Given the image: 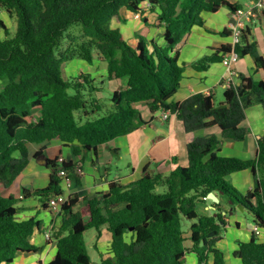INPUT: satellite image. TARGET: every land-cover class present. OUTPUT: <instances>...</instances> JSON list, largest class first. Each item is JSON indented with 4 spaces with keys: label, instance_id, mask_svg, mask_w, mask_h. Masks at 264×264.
Returning <instances> with one entry per match:
<instances>
[{
    "label": "trees",
    "instance_id": "trees-1",
    "mask_svg": "<svg viewBox=\"0 0 264 264\" xmlns=\"http://www.w3.org/2000/svg\"><path fill=\"white\" fill-rule=\"evenodd\" d=\"M145 1L0 0V10L16 22L15 34L9 37L0 21L6 33L0 38V264L12 263L21 252L39 250L30 241L39 222L20 218L18 200L4 196L29 164L28 145L53 139L75 143L74 155L79 158L144 124L134 107L140 102L154 113L160 109L177 113L186 132L219 127L221 137L198 136L189 143L187 166L161 173L148 164L137 181H112L106 192L84 199L70 195L62 207V226L53 236L57 254L50 264H94L84 237L92 229L96 241L104 231L112 237V256L104 258L94 245L99 264H184L190 252L196 254L197 264H225L218 244L224 238L226 218L238 204L264 228V134L255 159L219 154L224 140L246 139L247 108L259 103L264 109V78L257 80L254 74L264 71V57L251 25L234 46L224 44L191 65L205 71L234 51L240 59L253 58L252 75L240 74L239 83L224 91V101L218 105L213 94L204 93L180 104L168 103L178 92L186 67L179 61L177 46L194 26H204V13H217L224 6L235 12L243 6L227 0H152L151 7L160 10L155 26L164 28L167 45L159 47L140 37L133 46L122 34L121 11L143 14ZM73 60L106 64V78L119 83L109 102L97 97L99 89L91 75L62 78V65ZM46 166L52 171L49 185L32 192L43 210L50 208L52 198L64 195L66 180L81 185L76 161L57 157L47 159ZM249 169L254 174L252 197L241 194L227 179ZM211 193L220 202L209 198ZM208 205L214 213L208 212ZM234 256L243 264H264V242L253 234L248 242L239 243Z\"/></svg>",
    "mask_w": 264,
    "mask_h": 264
},
{
    "label": "crops",
    "instance_id": "crops-1",
    "mask_svg": "<svg viewBox=\"0 0 264 264\" xmlns=\"http://www.w3.org/2000/svg\"><path fill=\"white\" fill-rule=\"evenodd\" d=\"M151 1L147 0L141 4L143 14L134 13L127 9L121 11L123 16V21L120 22L122 34L133 46H137L140 37H144L148 43L153 42L159 47L167 45L164 38V28L155 26L160 10L158 7L152 8ZM227 1L231 4H241L243 7L250 2V0H245L244 3H240L239 0ZM203 17L204 26H194L192 31L177 46L180 52L179 61L186 67L181 86L178 92L169 99V104H180L196 93L213 94L216 98L224 97L226 90L224 81L228 77L225 61L211 64L205 71L196 70L191 64L211 55L214 49L224 44H234L231 33L228 35L222 33L224 29L229 30L232 11L229 7H223L214 14L204 13ZM144 18L148 22H145ZM0 21L8 28L7 24L10 25L12 19L6 11L0 10ZM259 22L264 24L263 14L252 25L254 26ZM252 25L253 39L258 43L259 50L264 57V27L259 31L255 30ZM75 63L79 65L78 76L81 73L89 74L96 81L94 85L99 89L98 98L105 101L110 100L113 93L119 89L117 80L106 78V64L97 61L90 64L81 60H76ZM254 65L253 58L247 56L235 62L232 65V70L237 76L240 74L250 76L255 72ZM70 69L72 70L73 67ZM255 76L258 77V80L263 79L264 71L256 72ZM236 80L238 82L239 78L236 77ZM134 107L141 112L145 123L125 136L100 145L97 151L83 152L81 156L83 159L75 157L73 151L75 143L65 144L59 139H53L41 144L28 145L29 164L12 186L6 190L4 196L14 197L18 200L17 207L20 209V218H33L39 222V226L30 237L31 243L37 246L39 250L32 253L21 252L10 264H50L57 254V241L53 236L62 226L63 212L55 213L50 208L43 210L39 199L32 193L37 189L47 187L50 183L52 171L46 166L47 159L60 157L66 162L76 161V172L80 176L81 185L77 186L73 180L69 185L64 183V196L69 198L73 194L84 199L106 192L112 181L121 180L123 184H128L139 180L143 176V168L148 164L153 167V170L161 173H167L178 165L187 166L189 163L187 145L189 143L198 136L215 134L221 137L219 127H212L199 132H186L183 123L172 111L169 112L168 118H165V110L160 109L155 113L151 112L146 102L135 103ZM243 125L248 129L246 139L240 142L224 140L219 148L221 156L237 157L243 160L256 158L258 141L264 134V109L261 104L254 103L247 108ZM115 150L118 152H114ZM174 158L176 161L173 160ZM227 179L244 195L250 193L254 188V174L250 169L235 172ZM25 191H29V193L25 194ZM206 209H212V206L208 205ZM232 216L236 227L231 228V224L228 223L226 226L227 235H231L230 232L235 235L236 246L232 248L230 245L226 246L227 237H224L219 242L218 248L224 253L225 264H241L234 256V252L239 247V241L248 242L251 239L254 225L238 215ZM48 230H52L51 240L46 238ZM111 241V234L107 231H104L98 241L95 239L98 250L104 258L112 256ZM258 241L264 242V235L259 236ZM93 262L99 264V261ZM197 263L196 254L188 253L184 264Z\"/></svg>",
    "mask_w": 264,
    "mask_h": 264
},
{
    "label": "built area",
    "instance_id": "built-area-1",
    "mask_svg": "<svg viewBox=\"0 0 264 264\" xmlns=\"http://www.w3.org/2000/svg\"><path fill=\"white\" fill-rule=\"evenodd\" d=\"M264 11V0H250V2L243 8L236 10L232 13L231 21L229 23V29L231 31L234 45L239 42L241 33L246 29L248 25L253 24ZM239 59L236 52H232L230 56L225 59L228 69V77L224 81V86L226 88L230 87L231 84H236V74L232 70V64ZM170 111L165 112V118H168ZM177 115V113H174ZM64 161L63 159H61ZM62 177H66L67 173L65 171L60 172ZM71 179L66 180V184H70ZM67 202V197L61 195L59 197H54L50 200L49 206L53 212L59 213L62 210L63 205ZM253 233L259 237L264 235V229L255 225ZM52 231L48 230L46 232V238L51 240Z\"/></svg>",
    "mask_w": 264,
    "mask_h": 264
},
{
    "label": "rangeland",
    "instance_id": "rangeland-1",
    "mask_svg": "<svg viewBox=\"0 0 264 264\" xmlns=\"http://www.w3.org/2000/svg\"><path fill=\"white\" fill-rule=\"evenodd\" d=\"M244 1L245 0H239L240 3H244ZM224 7H227V6H224ZM7 26H8L9 37H13L14 34H15V31H16V22H15V20L13 19L12 22L10 23V25L7 24ZM263 27H264V24H261L260 22L259 23H256L253 26V28L255 30L257 29L259 31H261ZM0 38H2V39L6 38L5 30L3 28H1V27H0ZM259 52H260V50H259ZM260 54H261V52H260ZM75 62H76V60L68 61V62H65L62 65V78L64 80L70 81L72 78H78V72H80L79 71V65L77 63H75ZM70 67H73V69L71 70ZM256 79L258 80V77L257 76H256ZM98 84H100V83H98ZM0 85H1L0 86V89H2V83H0ZM70 92L73 93V90H70ZM221 100L224 101V97H217V98L215 97V103L217 105L221 102ZM106 101L109 102L108 100H106ZM241 194L244 195V193H241ZM248 194H246L245 196H248ZM240 205L241 204H238L237 205V207H236V209H234L232 215H238V216L242 217L243 219H245L248 223L255 225V216H254V214L248 208L242 210L240 208ZM227 208H230V205H227ZM208 212L214 213L215 210L214 209H209ZM232 215H228L227 216V218H226L227 224L226 225H228V223H229L232 226L231 228H234V227H236V224H235V221L232 219V217H233ZM230 234L231 235H229V236L227 235V227H226V229H224V234H223V237H227L226 238V241H225V245L226 246H229L230 245L231 248H232V247H235L236 246V243H235V235H232L231 232H230ZM84 237H85V241L87 243V246L89 247L90 254L94 258V261H99V258L97 256L96 250L94 249V245H95V230L92 229L89 232H86L85 235H84ZM240 242H246V241L245 240H241L238 243H240ZM224 250H225V248H224ZM237 260L241 264H243L242 263V260L240 258H237ZM6 264H10V263H6Z\"/></svg>",
    "mask_w": 264,
    "mask_h": 264
},
{
    "label": "water",
    "instance_id": "water-1",
    "mask_svg": "<svg viewBox=\"0 0 264 264\" xmlns=\"http://www.w3.org/2000/svg\"><path fill=\"white\" fill-rule=\"evenodd\" d=\"M209 197L214 201V202H219V198L214 194V193H211L209 194ZM248 197H252V193H249L248 194ZM240 208L243 210V207L240 206Z\"/></svg>",
    "mask_w": 264,
    "mask_h": 264
},
{
    "label": "clouds",
    "instance_id": "clouds-1",
    "mask_svg": "<svg viewBox=\"0 0 264 264\" xmlns=\"http://www.w3.org/2000/svg\"><path fill=\"white\" fill-rule=\"evenodd\" d=\"M244 7H245V6H244ZM232 13H233V12H232ZM255 22H256V21H255ZM255 22H254V23H255ZM254 23H253V24H254ZM251 25H252V24H251ZM229 31H230V29H229ZM230 33H231V31H230ZM231 36H232V34H231ZM233 46H234V44H233ZM238 57H239V56H238ZM239 59H240V58H239ZM239 59H238V60H239ZM238 60H237V61H238ZM224 61H225V60H224ZM237 61H236V62H237ZM233 64H234V63H233ZM233 64H232V65H233ZM236 77H238V76L236 75ZM237 83H239V81L237 82V80H236V84H237ZM226 89H227V88H226ZM61 159H62V158H61ZM63 160H64V159H63ZM71 180H72V179H71ZM209 198H210V197H209ZM67 200H68V197H67ZM50 209H51V208H50ZM61 211H62V210H61ZM62 212H63V211H62ZM255 225H256V224H255ZM255 225H254V226H255ZM263 229H264V228H263ZM51 231H52V230H51ZM253 234H254V233H253ZM256 237H257V236H256ZM51 238H52V237H51ZM257 238H258V237H257Z\"/></svg>",
    "mask_w": 264,
    "mask_h": 264
}]
</instances>
